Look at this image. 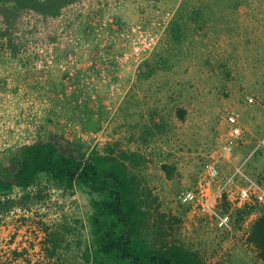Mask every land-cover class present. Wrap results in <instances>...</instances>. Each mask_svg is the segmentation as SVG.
<instances>
[{
	"label": "rangeland",
	"instance_id": "1",
	"mask_svg": "<svg viewBox=\"0 0 264 264\" xmlns=\"http://www.w3.org/2000/svg\"><path fill=\"white\" fill-rule=\"evenodd\" d=\"M213 18H234L235 29H217ZM151 33L154 46L133 54ZM229 114L241 140L231 137ZM263 134L264 0H0V177L12 178L20 147L35 141L83 158L95 153L124 171L140 233L159 248L181 243L188 215L216 227L203 202L178 198L200 185L234 226L251 211L264 215V201L238 202L248 178L264 185ZM203 162L215 163L216 178L201 176ZM52 182L40 173L30 188L0 195L3 240L58 217L51 200L72 213L73 197ZM75 191L88 204L87 190ZM6 254L1 261L11 263Z\"/></svg>",
	"mask_w": 264,
	"mask_h": 264
},
{
	"label": "trees",
	"instance_id": "2",
	"mask_svg": "<svg viewBox=\"0 0 264 264\" xmlns=\"http://www.w3.org/2000/svg\"><path fill=\"white\" fill-rule=\"evenodd\" d=\"M40 173L65 190L73 192L77 186L91 196L93 264H205L177 244L156 248L146 243L140 233L139 208L128 195L119 164L107 165L95 153L83 158L65 152L56 141H35L20 147L12 178L0 177V195L13 186L25 190ZM247 242L264 264V215L252 222Z\"/></svg>",
	"mask_w": 264,
	"mask_h": 264
},
{
	"label": "crops",
	"instance_id": "3",
	"mask_svg": "<svg viewBox=\"0 0 264 264\" xmlns=\"http://www.w3.org/2000/svg\"><path fill=\"white\" fill-rule=\"evenodd\" d=\"M212 22L217 24V29L222 26L228 30L235 29L234 18H231L230 22L213 18ZM209 27L212 29V25ZM217 39H220L219 35ZM126 137L129 140L131 134L126 133ZM69 195L73 198L65 202L69 201L72 205V213L62 212L64 208L62 205L60 219L55 216L43 218L40 231L34 229L35 227L32 231L30 225L26 224L22 229L11 232L12 235L5 236L4 240L0 232V254L7 253L13 259L8 263L2 262L0 258V264H93L91 255L94 247L91 232L93 209L90 201L81 206L80 199H74L76 191L69 192ZM85 209L87 213L84 212ZM256 216L251 211L246 219L239 222L242 223L240 226L233 225L231 231L224 233L218 230L207 216L188 215L182 222L184 223L182 233L178 237L181 243L174 244L202 257L206 264H238L232 261L236 256L242 258V263L239 264H252L249 252L253 247L247 242V235ZM70 238L72 241L67 242ZM34 255L39 256V259H31ZM257 262L262 264L259 258Z\"/></svg>",
	"mask_w": 264,
	"mask_h": 264
},
{
	"label": "built area",
	"instance_id": "4",
	"mask_svg": "<svg viewBox=\"0 0 264 264\" xmlns=\"http://www.w3.org/2000/svg\"><path fill=\"white\" fill-rule=\"evenodd\" d=\"M155 42H156V36L152 33L148 34L142 39L141 42H139V43L135 42L133 44L132 53L137 55V54L141 53L143 50L150 49L151 47L154 46ZM252 100L253 99L251 97L248 98L249 102H252ZM236 120L237 119H236L235 115H233V114L227 115V121L231 125L230 134H231V137L234 141L241 140V130H240V127L238 126ZM230 144H231V142L227 143L224 146V149L226 151H229L231 149ZM257 149L264 150V134L257 141ZM235 173L241 174L240 169L236 168L233 175ZM200 174H201V176H203V178L205 177V175L212 178V179L216 178L218 176V167L215 165V163L203 162L201 165V173ZM233 175L231 177H233ZM231 177L225 181V183L222 185V188H225V186L231 180ZM49 185H50L52 190H54V191L57 190L60 193L66 192L69 195L70 191L65 190L64 188L57 186L54 182L49 183ZM28 188H30V187L28 186L25 189H28ZM197 188L198 189L195 191L189 190V191L181 192L180 195L178 196L180 202H188V203H190V202H194V203L203 202V203H201L203 210H206L208 212L209 216L214 220L216 227L218 229L223 230V231H231V229L233 228L231 213L228 211H221L220 209L216 208L215 204H214V199L207 198L205 191L203 190L202 185H200ZM48 197H50V195ZM251 197H253L254 199H256L259 202H263L264 201V185L262 183L256 181V180H254V179L248 178L246 185L241 187L238 191V200H239L238 202L249 201V199ZM51 201H52L51 204H57V207L54 206L55 207L54 210L57 211L56 216H58V217H56V218L60 219L61 213H62L61 212V206L63 205L64 208H66V205H64V203H61V201H59V203L54 202V200H51ZM45 202H47V200H45ZM71 241H72L71 238L67 240V242H71Z\"/></svg>",
	"mask_w": 264,
	"mask_h": 264
}]
</instances>
